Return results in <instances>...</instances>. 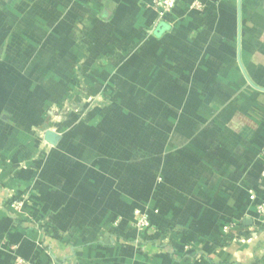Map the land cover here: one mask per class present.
<instances>
[{
  "label": "crops",
  "instance_id": "1",
  "mask_svg": "<svg viewBox=\"0 0 264 264\" xmlns=\"http://www.w3.org/2000/svg\"><path fill=\"white\" fill-rule=\"evenodd\" d=\"M155 1L0 0V264H264V0Z\"/></svg>",
  "mask_w": 264,
  "mask_h": 264
},
{
  "label": "built area",
  "instance_id": "2",
  "mask_svg": "<svg viewBox=\"0 0 264 264\" xmlns=\"http://www.w3.org/2000/svg\"><path fill=\"white\" fill-rule=\"evenodd\" d=\"M178 0H156L154 2V7L157 11L158 20H163V18L170 14L174 9ZM204 0H192L189 4L190 9H200L203 5ZM8 198L9 195H7ZM254 199V195H250V200ZM23 200L15 199L11 201L10 208L14 211H19L23 205ZM255 212L258 217L264 222V203H260L255 207ZM133 217L135 219V228L139 232H151L153 227L151 226L148 215L146 212L140 209H136L133 211ZM14 264H33L30 261L23 260L21 258H16Z\"/></svg>",
  "mask_w": 264,
  "mask_h": 264
},
{
  "label": "water",
  "instance_id": "3",
  "mask_svg": "<svg viewBox=\"0 0 264 264\" xmlns=\"http://www.w3.org/2000/svg\"><path fill=\"white\" fill-rule=\"evenodd\" d=\"M165 28V25L163 23L159 24L157 26V32L162 31ZM57 137L55 136L54 133L50 131H46L44 134V140L48 143H54L56 141Z\"/></svg>",
  "mask_w": 264,
  "mask_h": 264
}]
</instances>
